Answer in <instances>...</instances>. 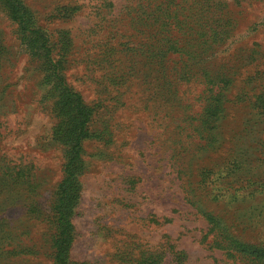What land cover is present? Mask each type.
<instances>
[{
    "label": "rangeland",
    "instance_id": "rangeland-1",
    "mask_svg": "<svg viewBox=\"0 0 264 264\" xmlns=\"http://www.w3.org/2000/svg\"><path fill=\"white\" fill-rule=\"evenodd\" d=\"M0 0V264H53L57 66L89 109L66 264H264V0ZM66 42L62 59L57 45Z\"/></svg>",
    "mask_w": 264,
    "mask_h": 264
},
{
    "label": "trees",
    "instance_id": "trees-1",
    "mask_svg": "<svg viewBox=\"0 0 264 264\" xmlns=\"http://www.w3.org/2000/svg\"><path fill=\"white\" fill-rule=\"evenodd\" d=\"M7 8L9 17L16 21L27 46L39 56L45 57L51 63L50 54L53 49L46 34L34 26L31 14L24 7L21 0H2ZM56 49L59 59L64 57L66 42L61 41ZM54 65V64H53ZM51 65L50 77H55L57 83L53 88L58 92V99L54 103L55 115L59 125L55 127L56 137L65 136L69 143L64 176L57 186V200L54 205L56 214V236L54 240L53 264H66V250L70 239V215L78 194V174L80 172L79 144L87 136L86 123L89 118V109L83 104L80 96L65 86L63 77L57 66ZM230 246L249 256L264 257V251L253 246L242 244L236 239H229Z\"/></svg>",
    "mask_w": 264,
    "mask_h": 264
}]
</instances>
